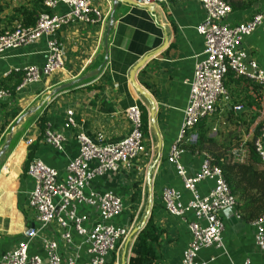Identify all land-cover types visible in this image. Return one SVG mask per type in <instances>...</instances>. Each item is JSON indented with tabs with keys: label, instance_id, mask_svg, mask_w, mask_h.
Listing matches in <instances>:
<instances>
[{
	"label": "crops",
	"instance_id": "crops-1",
	"mask_svg": "<svg viewBox=\"0 0 264 264\" xmlns=\"http://www.w3.org/2000/svg\"><path fill=\"white\" fill-rule=\"evenodd\" d=\"M2 1L11 5L7 13L15 7L32 3V0ZM123 1L125 3H119L114 14L112 0H96L95 6L106 15L103 23H75L59 33L64 53L62 71L48 78L42 77L38 85L21 90L19 86L11 105H0V153L8 146L6 160L0 162V252L16 247L36 225L27 207L34 185L27 174L26 141L33 139L34 143H39L35 158L52 168L63 170L78 156L81 134L93 141H96L98 134H102L106 143H117L126 138L132 130L131 121L125 115L128 109L142 105L148 111V118L150 115V102L138 93L132 82L134 68L150 56V60L136 73L134 80L156 102V127L162 146L159 149L160 140L149 119V136L145 138L148 143L156 142V148L153 153L150 150V157L143 165L144 188L148 192V201L150 190L152 191L151 215L155 223L165 231V235L158 245L148 244V248H154L157 264H181L183 252L191 241V234L185 223L168 215L161 196L168 187L183 189L182 181L168 164V157L182 130L195 66L203 59L205 41L197 28L206 14L201 4L193 0H177L154 7L142 6L135 0ZM56 12H67V8L60 6ZM256 14H264V0H260L249 10L232 12L230 22L232 25L246 22ZM17 24L19 23L15 22L13 27ZM111 24L106 49L104 43ZM239 50L256 59L264 70V22L242 41ZM46 52L47 39L43 38L31 46L6 53L0 62V78L6 75L10 77L18 71L25 72L30 67L41 69L46 61ZM97 71L99 75L80 82ZM68 83L75 85L54 93L60 86ZM235 89V94L230 93L231 106L220 105L217 114L226 117L235 105H243L245 111L233 112L236 115L244 114L246 120L251 115L260 113L249 130L264 125V102L260 100L264 89L260 86L257 89L243 86ZM250 99L255 104L250 105ZM69 110L74 112V126H69L66 120ZM40 117L46 119V131L63 135V151L54 150L44 143L45 133L38 123ZM238 124L245 131L244 124ZM191 141H195L193 135ZM159 157L149 185L148 170ZM189 158L187 153L182 158V163L188 165ZM142 181V174L137 175L132 182L128 178L127 185L132 184L128 187L120 176H106L93 181L90 190L99 194L114 191L136 208L141 199L139 197L140 201H132L134 185L140 184L142 190ZM212 186L211 182L201 184L202 195H207ZM124 219V216L120 217L116 224L121 225ZM223 221L224 248L203 250L200 260H211L209 264H244L245 261L264 264V250L256 244L254 223L238 220L233 212H225ZM138 237L128 250L127 260L130 259ZM123 252L122 246L121 253ZM30 254L43 256V251L33 244L30 246Z\"/></svg>",
	"mask_w": 264,
	"mask_h": 264
},
{
	"label": "built area",
	"instance_id": "built-area-1",
	"mask_svg": "<svg viewBox=\"0 0 264 264\" xmlns=\"http://www.w3.org/2000/svg\"><path fill=\"white\" fill-rule=\"evenodd\" d=\"M142 6L154 7L177 0H135ZM201 4L206 17L198 26L205 48L203 59L194 69L190 83L188 105L184 111L181 133L172 145L168 164L182 181V190L165 188L161 201L168 215L188 226L191 241L183 252L181 264H209L201 261L203 250L224 248L223 236L225 212L236 213V198L232 195L221 169L212 163L210 155L189 154L180 147L188 129L202 118L213 116L220 105L231 106V96L225 81L231 71L235 77L254 82L264 89V70L256 59L240 51L242 41L259 29L264 14H256L251 20L232 25V8L228 0H193ZM96 0H44L51 13H42L34 27L17 24L13 29L0 33V62L6 53L31 46L47 39L46 61L39 69H25V79L19 89L35 86L42 77H50L63 69V47L59 33L75 23H103L106 15L95 6ZM67 12L57 13L60 7ZM85 69V67H84ZM0 78V105H11L13 94L4 88ZM261 101L264 102V94ZM235 113L245 111L243 105H235ZM131 121L129 135L117 143H106L104 135L96 141L81 134L80 150L63 170H57L34 158L27 174L33 181V190L28 201V210L36 225L30 229L16 247L0 252V264H115L118 263L122 246L133 227L134 208L114 191L103 194L90 190L98 178L118 175L131 182L142 174L144 164L150 157L147 139L142 130V112L138 106L125 112ZM66 120L74 126V112L67 111ZM257 130L244 132L240 142L229 152V160L244 162L249 154V143ZM63 135L47 130L44 143L57 151H63ZM33 139L26 141L29 148ZM255 150L264 164V127L254 140ZM190 155L188 165L182 163ZM130 176V177H129ZM211 182L207 195H202L200 185ZM131 187V185H127ZM124 216L121 225L116 224ZM256 244L264 250V216L254 223ZM36 244L43 256L31 255L30 246ZM213 260V259H212ZM235 264V263H231ZM244 264H251L245 261Z\"/></svg>",
	"mask_w": 264,
	"mask_h": 264
},
{
	"label": "trees",
	"instance_id": "trees-1",
	"mask_svg": "<svg viewBox=\"0 0 264 264\" xmlns=\"http://www.w3.org/2000/svg\"><path fill=\"white\" fill-rule=\"evenodd\" d=\"M228 1L231 5L232 12H238L251 9L260 0ZM9 8H11V5L0 0V33L13 29V24L15 22L21 24L25 28L34 27L42 13H51V11L45 7L44 0H32L30 5L15 7L11 12L7 13ZM4 25L5 27H2ZM25 76L26 73L24 71L14 72L2 82V85L14 95L16 89L24 81ZM225 85L232 95L237 92L235 87L243 86V88L247 89L248 87H252L253 89L259 87V85H256L248 79L235 77L234 73L231 71L227 75ZM240 92L241 91H239V94ZM249 103L250 105L255 104L251 102V99ZM139 108L142 112V130L144 136L148 137V111L142 105ZM258 114L255 116L251 115L248 120H246L244 114L236 115L233 111H230L225 119L227 124L234 126L236 124L239 125L238 123L241 122L246 127L245 131H249V129H251L250 126L253 125L258 116H260V113ZM213 120V116L202 118L193 128L188 129L184 139L180 143V147L191 155L197 153H207L210 155L212 163L221 169L232 195L236 198V210L238 215L246 223H255L264 216V164L261 162L255 150L254 140L258 137L264 125L255 128L257 131L255 137L249 143L250 154L248 158L244 162H233L228 158L229 152L240 142L242 138L240 135L241 133H238V131L234 129L233 132L230 131L225 135L216 130L217 135L212 137V131L215 129ZM38 123L43 133H45L47 125L45 117H40ZM192 135L196 137L195 141H191ZM38 150L39 143H33L28 148V158L26 162L27 170ZM140 190L141 185L135 184L134 193L132 195L133 202L139 200ZM164 235L165 231L155 223L151 215L146 227L138 237L137 244L135 245V242L133 245V247H135L130 256L129 264H157L158 258L155 250L152 247L148 248V244L158 245ZM120 259L121 256L119 255L118 264H120ZM112 264H115V259Z\"/></svg>",
	"mask_w": 264,
	"mask_h": 264
},
{
	"label": "water",
	"instance_id": "water-1",
	"mask_svg": "<svg viewBox=\"0 0 264 264\" xmlns=\"http://www.w3.org/2000/svg\"><path fill=\"white\" fill-rule=\"evenodd\" d=\"M114 3V14L117 10V6L119 3H125L123 0H112ZM114 22V17L111 18V23ZM112 30V24L110 26H108V31L106 33V39H105V43L104 46L107 49L108 46V37L110 35V31ZM107 51H106V57L105 60H107ZM150 60V56L146 57L145 59H143L133 70L132 72V82L134 83V86L136 87L138 93L144 97L146 100H148L150 102V115H149V119H150V125L151 127L157 132V135L159 137L160 140V147L161 148L162 144H161V137L158 134V130L156 127V102L154 101V99L144 90L142 89L140 86H138L134 80V76L136 75V73L143 67L145 66V64ZM99 75V72H93L91 73L89 76L85 77L84 79H81L80 82L89 79L93 76H97ZM75 83H68V84H64L62 86H60L58 89H56V91L54 93H59L62 92L66 89H70L72 86H74ZM194 140H196V137L194 136ZM7 152H8V146L5 147V149L0 153V162H3L6 160L7 157ZM159 154H160V150H159ZM160 157L156 160V162L150 166L149 170H148V174H147V183L149 185L151 180H152V174L155 168V165L159 162ZM151 210H152V191L150 190V198L146 207V211H145V215L141 220L140 224H137L135 227H133V229L131 230V232L129 233L128 237L126 238L124 244H123V248H124V253H123V260L125 259L126 255H128V250L130 249V246L132 244V242L134 241V239L136 237H138L141 232L144 230V228L146 227L150 217H151ZM130 257V256H129ZM129 260V259H128ZM129 262V261H128ZM129 264V263H128Z\"/></svg>",
	"mask_w": 264,
	"mask_h": 264
},
{
	"label": "rangeland",
	"instance_id": "rangeland-1",
	"mask_svg": "<svg viewBox=\"0 0 264 264\" xmlns=\"http://www.w3.org/2000/svg\"><path fill=\"white\" fill-rule=\"evenodd\" d=\"M213 119H214L213 120L214 121L213 123H214L215 129L212 131V134H211L212 137H215L217 135V131L219 133L221 132V133H224L225 135H227L228 132H230V131L233 132L234 129L236 131H238V133H241L240 134L241 137L244 136V132L245 131L241 128V126H239L237 124L235 126L234 125L227 124L226 123L225 116H223L221 114L215 113L213 115ZM193 137H194V135H193ZM147 143H148V141H147ZM155 148H156V142H153V144H152V142H149L148 143V149H149V151L152 150V153H153V152H155L154 151ZM144 172L145 171L143 170V173H142V180H143L142 181V184H143L142 186H143V188L139 192V195L141 194L140 195L141 202L136 204V206H135L136 208H133L132 209V213L134 212V215L132 217V219H134L133 227H135L137 224H140L141 223V220H142V218L145 215L146 207H147V204H148V192H147L146 187L144 188V180H145V176H144L145 173ZM139 205H140V207H139ZM131 230H130V232H131ZM118 262H119V260H118Z\"/></svg>",
	"mask_w": 264,
	"mask_h": 264
},
{
	"label": "bare ground",
	"instance_id": "bare-ground-1",
	"mask_svg": "<svg viewBox=\"0 0 264 264\" xmlns=\"http://www.w3.org/2000/svg\"><path fill=\"white\" fill-rule=\"evenodd\" d=\"M123 253H124V252H123ZM123 253H120V256H122V259H123ZM127 258H128V255H126V257H125L124 260L120 259V264H126V262H127ZM117 264H118V263H117Z\"/></svg>",
	"mask_w": 264,
	"mask_h": 264
}]
</instances>
